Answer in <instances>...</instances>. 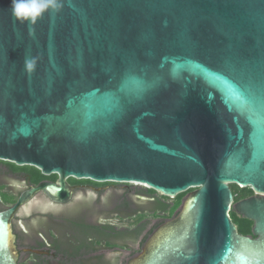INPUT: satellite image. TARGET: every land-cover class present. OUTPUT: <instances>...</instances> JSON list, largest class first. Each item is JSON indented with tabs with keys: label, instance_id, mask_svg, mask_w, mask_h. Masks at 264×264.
<instances>
[{
	"label": "water",
	"instance_id": "obj_1",
	"mask_svg": "<svg viewBox=\"0 0 264 264\" xmlns=\"http://www.w3.org/2000/svg\"><path fill=\"white\" fill-rule=\"evenodd\" d=\"M63 4L30 36L0 0V160L59 177L0 211V264H19V209L68 202L67 178L194 189L128 264H264V0Z\"/></svg>",
	"mask_w": 264,
	"mask_h": 264
},
{
	"label": "flooded vegetation",
	"instance_id": "obj_2",
	"mask_svg": "<svg viewBox=\"0 0 264 264\" xmlns=\"http://www.w3.org/2000/svg\"><path fill=\"white\" fill-rule=\"evenodd\" d=\"M5 162L0 160V180L5 182L0 183V191L8 200L0 197V203H3L0 204V211L11 208L22 193L43 181L58 182L57 174L35 182L36 178L30 171L13 170ZM67 180L74 188L68 202L55 203L43 193H38L16 213L13 231L21 257L19 264H113L112 258L103 252L108 249L131 252L130 244H116L106 234L108 227H114L120 234L126 233L125 228L118 227L113 218L122 222L129 221L130 214H125L129 211V202L122 201L120 206L115 205L109 210V205L106 206L102 199L105 195L126 196L129 186L126 183L120 186L112 182L96 183L88 179ZM138 195L148 196L142 191ZM80 197L83 198L81 200H99L97 207L102 213L99 219L89 220L80 213ZM132 218L142 221L140 212L134 213Z\"/></svg>",
	"mask_w": 264,
	"mask_h": 264
},
{
	"label": "rangeland",
	"instance_id": "obj_3",
	"mask_svg": "<svg viewBox=\"0 0 264 264\" xmlns=\"http://www.w3.org/2000/svg\"><path fill=\"white\" fill-rule=\"evenodd\" d=\"M2 179H4V177H1ZM1 184H4L5 182L0 180ZM115 185H122L125 183H120V184H116ZM129 186V192L128 195L126 196H122V195H105L102 197V199L104 200V204L107 206L109 205V210H112V208L116 205V207L119 205H121L122 201H128L129 202V211L125 212V214H130V219L129 221H119L116 217H114L113 219L116 221V224L118 225V227H124L126 233L127 232H134L135 230H137L138 228H141L143 225H145V229L142 232V234L137 237V236H132V235H127L124 234L123 236H121L118 239L113 240L112 242L116 243V244H130L131 245V252H119L118 250H112V249H108L107 251L103 252V254L107 255V257H111L112 259V263L113 264H128L129 260L136 257L137 255H139V253L142 252L143 247H144V238L147 237V235L149 234V232L153 229H155V227L162 225L163 223H165L168 220H171L172 218L176 217V214L173 217H169L168 214H166L165 212H158L157 211V204H156V200L153 198H150V196H139L138 192H141L143 190H147L149 189L147 187V185L145 184H131V183H126ZM157 193V192H156ZM154 197H157L158 199H162V195L157 193ZM185 199L184 201L186 200ZM170 198V197H168ZM83 198H79L78 200V207L80 209V213L87 217L89 220H96L99 219L102 215L101 212H99V206L97 207V204L99 203V200L97 199H86V200H81ZM176 198H170L169 200H167V202L171 205H173V203L175 202ZM0 202H1V198H0ZM184 203V202H183ZM1 205L3 203H0ZM98 208V209H97ZM182 210V207L179 209L178 212H180ZM232 211L233 208H232ZM140 212V217L142 218L141 222L140 219H136V218H132L133 214ZM176 212V213H178ZM115 252V254H114ZM19 259H21V257H19Z\"/></svg>",
	"mask_w": 264,
	"mask_h": 264
},
{
	"label": "trees",
	"instance_id": "obj_4",
	"mask_svg": "<svg viewBox=\"0 0 264 264\" xmlns=\"http://www.w3.org/2000/svg\"><path fill=\"white\" fill-rule=\"evenodd\" d=\"M5 164L8 165L9 167H11L13 170H16V171L17 170L30 171L33 174V176L36 178L35 182H39L42 179L49 178L47 176H44L42 174V172L35 167H30V166L19 167L16 164L11 163V162H5ZM52 179H54V178H52ZM231 188H232L234 196L236 197V201H241L243 199H246L247 196L254 194L253 190L249 187L246 189H242V188H239L237 185H231ZM193 190L194 189H190L189 191L183 192V194L178 195L176 197L173 205H171L167 202V200H169L170 198H168L164 195H162V199H158L157 197H154L157 193L152 189L143 190L142 192L145 195L150 196V198H153L156 200L158 212H162V213L165 212L166 214H168L169 217H173L175 214L177 216L180 213L178 211L183 206L185 196H187L188 193L193 191ZM0 197L2 199H7V197L5 195H3L1 191H0ZM176 212H178V213H176ZM230 214H231V218L233 219L234 223L237 225L240 234H242L244 236H247V235L253 236L252 235V229L254 227V222L252 220L245 219V218L239 216L235 211H231ZM160 226L161 225L155 227V229H153L149 232L147 237L144 238L145 243L147 242L146 240L149 238V236ZM144 229H145V225H143L141 228H138L137 230H135L132 233L127 232L125 234L132 235V236L134 235V236L139 237L142 234V232L144 231ZM107 230H108V233H106V234L109 236L108 238H110L112 240L118 239L124 235L122 233L121 234L118 233L114 227H108Z\"/></svg>",
	"mask_w": 264,
	"mask_h": 264
},
{
	"label": "clouds",
	"instance_id": "obj_5",
	"mask_svg": "<svg viewBox=\"0 0 264 264\" xmlns=\"http://www.w3.org/2000/svg\"><path fill=\"white\" fill-rule=\"evenodd\" d=\"M64 7L63 0H11V13L20 24L29 26V35H35V25L45 15L59 14ZM38 57H25L24 69L31 75L35 72Z\"/></svg>",
	"mask_w": 264,
	"mask_h": 264
},
{
	"label": "bare ground",
	"instance_id": "obj_6",
	"mask_svg": "<svg viewBox=\"0 0 264 264\" xmlns=\"http://www.w3.org/2000/svg\"><path fill=\"white\" fill-rule=\"evenodd\" d=\"M133 184H136V183H133Z\"/></svg>",
	"mask_w": 264,
	"mask_h": 264
}]
</instances>
